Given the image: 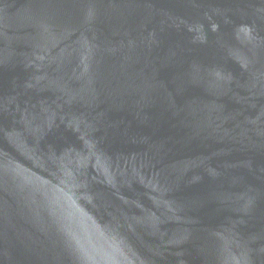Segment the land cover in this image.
I'll return each instance as SVG.
<instances>
[{"label": "water", "instance_id": "water-1", "mask_svg": "<svg viewBox=\"0 0 264 264\" xmlns=\"http://www.w3.org/2000/svg\"><path fill=\"white\" fill-rule=\"evenodd\" d=\"M0 264H264V0H0Z\"/></svg>", "mask_w": 264, "mask_h": 264}]
</instances>
